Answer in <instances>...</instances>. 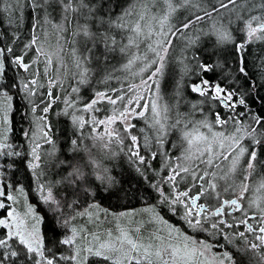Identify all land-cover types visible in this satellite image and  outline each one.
<instances>
[{"label": "snow or ice", "instance_id": "snow-or-ice-1", "mask_svg": "<svg viewBox=\"0 0 264 264\" xmlns=\"http://www.w3.org/2000/svg\"><path fill=\"white\" fill-rule=\"evenodd\" d=\"M0 264H264V0H0Z\"/></svg>", "mask_w": 264, "mask_h": 264}, {"label": "trees", "instance_id": "trees-1", "mask_svg": "<svg viewBox=\"0 0 264 264\" xmlns=\"http://www.w3.org/2000/svg\"><path fill=\"white\" fill-rule=\"evenodd\" d=\"M135 206H139V205H135ZM125 208H119V209H115V210H124ZM110 210H112V209H110Z\"/></svg>", "mask_w": 264, "mask_h": 264}, {"label": "rangeland", "instance_id": "rangeland-1", "mask_svg": "<svg viewBox=\"0 0 264 264\" xmlns=\"http://www.w3.org/2000/svg\"><path fill=\"white\" fill-rule=\"evenodd\" d=\"M106 206V205H105ZM137 207H139V206H137ZM125 210H127V209H124V210H120V211H125Z\"/></svg>", "mask_w": 264, "mask_h": 264}]
</instances>
